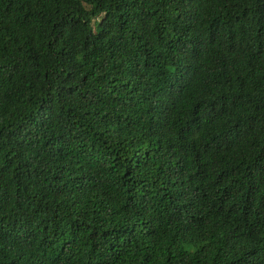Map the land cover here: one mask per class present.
<instances>
[{"label": "trees", "instance_id": "1", "mask_svg": "<svg viewBox=\"0 0 264 264\" xmlns=\"http://www.w3.org/2000/svg\"><path fill=\"white\" fill-rule=\"evenodd\" d=\"M0 264H264V0H0Z\"/></svg>", "mask_w": 264, "mask_h": 264}]
</instances>
